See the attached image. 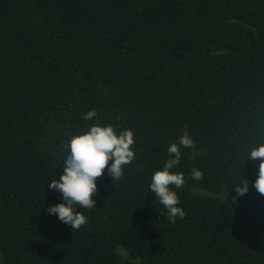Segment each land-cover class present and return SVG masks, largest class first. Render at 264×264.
I'll return each instance as SVG.
<instances>
[{
	"label": "trees",
	"instance_id": "trees-1",
	"mask_svg": "<svg viewBox=\"0 0 264 264\" xmlns=\"http://www.w3.org/2000/svg\"><path fill=\"white\" fill-rule=\"evenodd\" d=\"M93 124L135 130L136 158L97 178L75 232L48 214L63 199L47 185ZM185 128L198 154L172 170L173 224L150 183ZM261 144L264 0H0V264H264Z\"/></svg>",
	"mask_w": 264,
	"mask_h": 264
},
{
	"label": "clouds",
	"instance_id": "clouds-1",
	"mask_svg": "<svg viewBox=\"0 0 264 264\" xmlns=\"http://www.w3.org/2000/svg\"><path fill=\"white\" fill-rule=\"evenodd\" d=\"M97 116L95 109L83 114L85 121L93 120ZM135 130L128 128L117 131L113 126H102L93 124L81 135H74L62 147L69 150L63 162L64 172L59 179L52 177L47 187L62 194L63 202L47 209L48 214L58 216L59 220L70 226L75 232L87 224L84 212H77L76 207L82 206L84 210L95 207L94 197L98 193L97 178L104 175L107 169L112 180L120 181L124 178L125 167L133 163L135 153ZM191 149L190 158H195L196 142L189 130L185 128L180 134L178 141L172 142L167 147L168 159L165 161L162 170L154 172L151 177L150 192L155 194L157 201L166 212L164 216L171 223L177 219L183 220L186 212L180 205V198L173 186L177 189L185 184L183 172H173L174 168L180 165L183 157L181 149ZM248 159L260 160L258 178L254 187L264 195V144L252 148ZM109 162H111L109 166ZM190 178L195 181H202L204 173L198 167H192ZM237 197L248 193V181L242 178L235 185Z\"/></svg>",
	"mask_w": 264,
	"mask_h": 264
},
{
	"label": "rangeland",
	"instance_id": "rangeland-1",
	"mask_svg": "<svg viewBox=\"0 0 264 264\" xmlns=\"http://www.w3.org/2000/svg\"><path fill=\"white\" fill-rule=\"evenodd\" d=\"M193 192H194L195 194H208V192H206V191H204V190H202V189H194ZM220 196H221L222 198H226V195H225V194H222V195H220ZM117 252H118L122 257H124L125 259H127V260H129V261H131V262H137L136 260L131 259V258L128 256L126 250H124L122 247H119V248L117 249ZM0 263H1V257H0Z\"/></svg>",
	"mask_w": 264,
	"mask_h": 264
}]
</instances>
